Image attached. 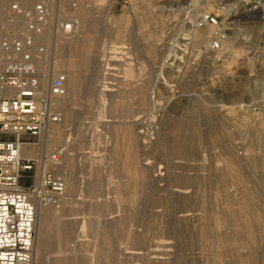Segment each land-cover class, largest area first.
Instances as JSON below:
<instances>
[{"label":"rangeland","instance_id":"1","mask_svg":"<svg viewBox=\"0 0 264 264\" xmlns=\"http://www.w3.org/2000/svg\"><path fill=\"white\" fill-rule=\"evenodd\" d=\"M40 1L0 0V70L30 39L67 76L33 264H264V0Z\"/></svg>","mask_w":264,"mask_h":264},{"label":"built area","instance_id":"2","mask_svg":"<svg viewBox=\"0 0 264 264\" xmlns=\"http://www.w3.org/2000/svg\"><path fill=\"white\" fill-rule=\"evenodd\" d=\"M127 1V0H125ZM13 12H21L19 3ZM48 17L46 2L35 6L36 20ZM204 19V21H202ZM208 22L221 32L218 15L205 12L193 19L197 26ZM73 21L61 24L70 31ZM222 40L211 42L213 52L222 50ZM30 39H8L4 46L21 54L6 62L0 70V264H33L35 258L36 223L38 212L49 201H57L66 193L65 179L54 173L52 164L60 162L62 149H55L33 158H24L21 142L5 135L39 136L50 124L61 119L53 111L52 98L67 93L66 74H57L44 90L41 72L36 66ZM27 178L29 183L23 184Z\"/></svg>","mask_w":264,"mask_h":264},{"label":"crops","instance_id":"3","mask_svg":"<svg viewBox=\"0 0 264 264\" xmlns=\"http://www.w3.org/2000/svg\"><path fill=\"white\" fill-rule=\"evenodd\" d=\"M41 135V134H40ZM33 136L30 134H22L20 137H17L15 135H5L7 138L10 139H18L22 143L21 144V153L24 158H33L36 156H39L41 154H44L46 152H50V150H47L44 147V142H42L41 136ZM23 184L29 183V180L27 178L22 179Z\"/></svg>","mask_w":264,"mask_h":264},{"label":"bare ground","instance_id":"4","mask_svg":"<svg viewBox=\"0 0 264 264\" xmlns=\"http://www.w3.org/2000/svg\"><path fill=\"white\" fill-rule=\"evenodd\" d=\"M206 1H207V0H206ZM263 5H264V3H263ZM262 11H263V14H264V10H263V9H262ZM206 12H207V10H206ZM202 21H204V19H202ZM196 25H197V24H196ZM196 25H194V26H196ZM60 33H61V32H60ZM66 33H67V31H63V30H62V34H66ZM69 33H70V32H69ZM16 53H17V54H20V53H18V52H16ZM51 55H52V54H51ZM58 61H59V60H57V57L55 56V58H54L53 61L51 62V65H50V64H47V63L44 62V61H40V64L38 65V64L36 63V66H37L38 69H39V68L42 69V68H44V66L49 65V66L51 67V69H52V70L50 71V75H52V74L55 73L54 71L57 69V67L60 66L59 63H58ZM46 64H47V65H46ZM44 70H45V69H44ZM46 73H47V72H46ZM67 73H68V72H67ZM43 76H44V75H43ZM43 80H44V78L42 77V78H41V85L44 83ZM49 83H50V82H49ZM42 86H43V85H42ZM55 97H56V96H55ZM53 98H54V97H53ZM53 98H52V99H53ZM55 101H56V103H61V104H62V103L65 102V99H63V98L60 99V98H57V97H56V98L53 99V103H55ZM47 135H48V136H47ZM47 135H46V137H47V140H48V139H49V135H50V130H48V129H47ZM48 143H49V142L47 141V145H48ZM45 147H46V146H45ZM46 148H47V147H46ZM49 203H50V204H52V203H56V201L51 200V201H49L47 204H49ZM38 213H39V214H38V215H39V220H40V223H41V222L43 221V219H44L43 209H41ZM36 225H37V223H36ZM39 225H40V224H39ZM39 225H38V226H39ZM36 241H37V240L35 239V244H36ZM35 251H36V250H35ZM36 253H37V252H35V256H36Z\"/></svg>","mask_w":264,"mask_h":264}]
</instances>
